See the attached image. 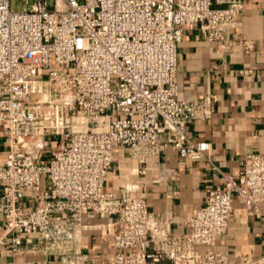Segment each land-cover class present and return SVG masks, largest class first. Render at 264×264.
Instances as JSON below:
<instances>
[{"label":"built area","instance_id":"obj_1","mask_svg":"<svg viewBox=\"0 0 264 264\" xmlns=\"http://www.w3.org/2000/svg\"><path fill=\"white\" fill-rule=\"evenodd\" d=\"M12 2L0 0V249L60 264H264V254L237 263L226 251L198 250L228 232L235 196L245 215L264 218V153L246 154L238 176L225 174L180 235L170 209L152 212L142 195L105 189L116 145L142 163L169 149L207 158L210 144L193 140L188 125L213 116L217 95L179 98L178 45L186 29H199L223 52L250 49L232 34L244 0H32L23 11ZM87 214L110 217L101 237L112 261L82 250Z\"/></svg>","mask_w":264,"mask_h":264},{"label":"crops","instance_id":"obj_2","mask_svg":"<svg viewBox=\"0 0 264 264\" xmlns=\"http://www.w3.org/2000/svg\"><path fill=\"white\" fill-rule=\"evenodd\" d=\"M232 34L249 40L252 47L246 49L239 43L233 50L223 52L199 29H186L178 45L175 79L179 98L200 99L209 90L217 95L213 116L193 120L188 125V134L193 140L210 144L207 158L182 159L177 151L169 149L142 163L131 158L123 147L114 148L105 189L117 196L126 191L142 195L152 212L170 209L173 214L170 230L175 235L187 232L186 220L205 202L210 189L224 185L225 174L238 176L246 154L264 153V0H244L241 25ZM216 65L219 73L214 70ZM246 70L252 71L245 73ZM3 130L4 125L0 123V162L7 149ZM49 152L50 149L45 151V159L50 157ZM42 189H48L46 178L42 179ZM22 203L27 209L34 206L30 191H25ZM233 203L245 219L236 212L228 232L219 236L213 247L200 245L198 250L226 251L238 263L244 253L264 254V218L245 215L241 210L244 202L238 196ZM109 221L110 217L94 214L84 217L87 228L82 250L105 262L112 261L114 256L112 248L101 237V226ZM0 264L60 263L57 256L25 251L15 254L9 246H3Z\"/></svg>","mask_w":264,"mask_h":264},{"label":"rangeland","instance_id":"obj_3","mask_svg":"<svg viewBox=\"0 0 264 264\" xmlns=\"http://www.w3.org/2000/svg\"><path fill=\"white\" fill-rule=\"evenodd\" d=\"M32 3V0H30V4ZM30 4H27L24 0H13L12 6L13 9L16 11H23L25 9H29ZM2 145V142L0 143V146Z\"/></svg>","mask_w":264,"mask_h":264},{"label":"bare ground","instance_id":"obj_4","mask_svg":"<svg viewBox=\"0 0 264 264\" xmlns=\"http://www.w3.org/2000/svg\"><path fill=\"white\" fill-rule=\"evenodd\" d=\"M237 214H238V216L241 214L239 210L237 211ZM239 217H240L241 219H245V218L242 217L241 215H240Z\"/></svg>","mask_w":264,"mask_h":264}]
</instances>
